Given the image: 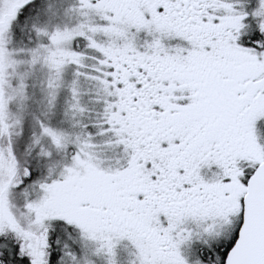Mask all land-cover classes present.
Instances as JSON below:
<instances>
[{"label": "snow or ice", "instance_id": "snow-or-ice-1", "mask_svg": "<svg viewBox=\"0 0 264 264\" xmlns=\"http://www.w3.org/2000/svg\"><path fill=\"white\" fill-rule=\"evenodd\" d=\"M0 264H264V0H0Z\"/></svg>", "mask_w": 264, "mask_h": 264}]
</instances>
